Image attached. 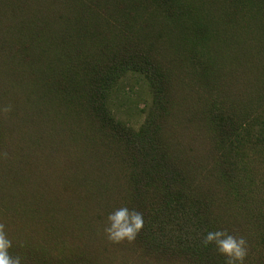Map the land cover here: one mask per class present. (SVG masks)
Instances as JSON below:
<instances>
[{
  "label": "rangeland",
  "instance_id": "1",
  "mask_svg": "<svg viewBox=\"0 0 264 264\" xmlns=\"http://www.w3.org/2000/svg\"><path fill=\"white\" fill-rule=\"evenodd\" d=\"M0 223L22 264H264V0H0Z\"/></svg>",
  "mask_w": 264,
  "mask_h": 264
},
{
  "label": "clouds",
  "instance_id": "2",
  "mask_svg": "<svg viewBox=\"0 0 264 264\" xmlns=\"http://www.w3.org/2000/svg\"><path fill=\"white\" fill-rule=\"evenodd\" d=\"M3 111H9L6 106ZM142 213L127 206H121L106 216L103 227L105 238L112 243L127 240L133 241L143 227ZM202 244H213L218 253L225 257V264H243L247 255V241L242 236H234L225 229L206 232ZM12 242L6 234L5 227L0 223V264H22L21 257L10 254Z\"/></svg>",
  "mask_w": 264,
  "mask_h": 264
},
{
  "label": "trees",
  "instance_id": "3",
  "mask_svg": "<svg viewBox=\"0 0 264 264\" xmlns=\"http://www.w3.org/2000/svg\"><path fill=\"white\" fill-rule=\"evenodd\" d=\"M250 33H252L253 35V32H249L248 34ZM258 52H259L258 50L254 51L253 58L252 59L248 58L250 71H252V69H255L258 66L257 60L259 61L261 59V55ZM238 61L240 63L246 62L243 56L238 57ZM260 68L262 69V63L260 64ZM47 183H49V179H47ZM263 240H264V236H263Z\"/></svg>",
  "mask_w": 264,
  "mask_h": 264
}]
</instances>
